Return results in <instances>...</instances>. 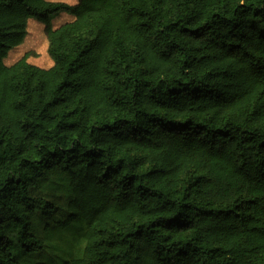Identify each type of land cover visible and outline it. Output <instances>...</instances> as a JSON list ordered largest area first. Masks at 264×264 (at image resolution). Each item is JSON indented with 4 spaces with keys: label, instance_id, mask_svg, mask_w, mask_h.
I'll return each mask as SVG.
<instances>
[{
    "label": "trees",
    "instance_id": "1",
    "mask_svg": "<svg viewBox=\"0 0 264 264\" xmlns=\"http://www.w3.org/2000/svg\"><path fill=\"white\" fill-rule=\"evenodd\" d=\"M0 264H264V0H0Z\"/></svg>",
    "mask_w": 264,
    "mask_h": 264
},
{
    "label": "rangeland",
    "instance_id": "2",
    "mask_svg": "<svg viewBox=\"0 0 264 264\" xmlns=\"http://www.w3.org/2000/svg\"><path fill=\"white\" fill-rule=\"evenodd\" d=\"M49 2H62L68 5H76L78 0H46ZM72 16L60 12L50 17V23L52 28H57L60 25L70 22ZM45 26L31 18L27 22V34L24 42L18 47L13 48L4 59V63L7 66L12 65L19 60L24 54L29 53L28 62L34 66L42 69H48L52 67L53 61L48 54V41L44 32Z\"/></svg>",
    "mask_w": 264,
    "mask_h": 264
},
{
    "label": "crops",
    "instance_id": "3",
    "mask_svg": "<svg viewBox=\"0 0 264 264\" xmlns=\"http://www.w3.org/2000/svg\"><path fill=\"white\" fill-rule=\"evenodd\" d=\"M73 19V18H72Z\"/></svg>",
    "mask_w": 264,
    "mask_h": 264
}]
</instances>
